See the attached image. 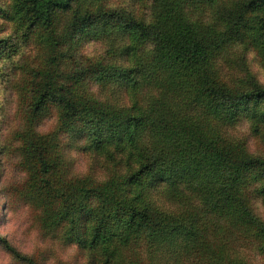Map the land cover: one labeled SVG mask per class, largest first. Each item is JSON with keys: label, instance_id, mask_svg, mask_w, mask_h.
Here are the masks:
<instances>
[{"label": "clouds", "instance_id": "1", "mask_svg": "<svg viewBox=\"0 0 264 264\" xmlns=\"http://www.w3.org/2000/svg\"><path fill=\"white\" fill-rule=\"evenodd\" d=\"M169 3L193 67L160 59L164 0H0V264H264L251 0ZM161 122L197 130L213 166Z\"/></svg>", "mask_w": 264, "mask_h": 264}, {"label": "trees", "instance_id": "2", "mask_svg": "<svg viewBox=\"0 0 264 264\" xmlns=\"http://www.w3.org/2000/svg\"><path fill=\"white\" fill-rule=\"evenodd\" d=\"M174 2V0H173ZM247 2V0H244ZM166 5V10L164 13L165 25H171L172 30L167 32H162L160 40V51H161V61L170 66V68L175 69L178 66H185V68L193 67L198 63L199 57L203 55V49L201 44L197 42L195 33L191 28L184 26L178 16H174V8L169 3V0H164ZM250 13L246 21L247 24V34L246 38L251 40L252 46L258 48L262 55H264V0H251L249 5ZM237 13H229L226 17L227 21L233 26H238V21L236 19ZM138 32L133 33V40L136 39ZM180 76L179 72L173 71L171 73L170 79H172L174 86L176 85V79ZM204 82L202 81V84ZM159 134L164 136H182L187 137L184 144L183 150L179 153L182 160L185 163H191L195 165L198 160L203 164L212 167L211 154H206L204 152V145L201 142V137L198 131L191 127H181V128H171L164 127L163 122L158 128ZM82 189H77L75 192H71L69 199L72 196L78 194ZM222 196H227V193H223ZM230 200V198H229ZM223 202V201H222ZM233 215L239 212V209L232 210ZM52 217H49V222ZM238 223L245 226L249 231L254 229L248 220V214L246 212H240L237 216ZM256 238L258 240L264 241V230L257 233ZM203 240V237L200 238ZM207 249V243L202 245Z\"/></svg>", "mask_w": 264, "mask_h": 264}]
</instances>
